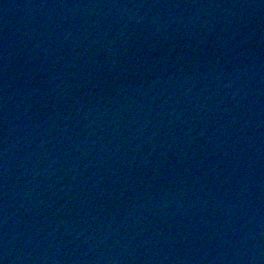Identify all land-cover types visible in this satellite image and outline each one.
<instances>
[{"label":"water","instance_id":"water-1","mask_svg":"<svg viewBox=\"0 0 264 264\" xmlns=\"http://www.w3.org/2000/svg\"><path fill=\"white\" fill-rule=\"evenodd\" d=\"M0 264H264V0H0Z\"/></svg>","mask_w":264,"mask_h":264}]
</instances>
